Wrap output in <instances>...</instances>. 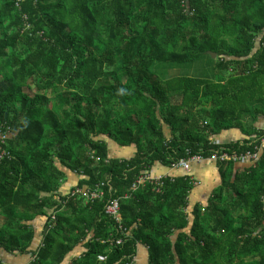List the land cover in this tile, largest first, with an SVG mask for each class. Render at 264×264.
<instances>
[{
	"label": "trees",
	"instance_id": "obj_1",
	"mask_svg": "<svg viewBox=\"0 0 264 264\" xmlns=\"http://www.w3.org/2000/svg\"><path fill=\"white\" fill-rule=\"evenodd\" d=\"M260 115L264 0H0V264H63L89 234L70 264H128L138 244L147 264H264ZM229 130L243 137L219 143ZM190 157L219 173L205 207L172 168ZM155 164L161 186L132 191ZM67 172L103 197L56 195Z\"/></svg>",
	"mask_w": 264,
	"mask_h": 264
},
{
	"label": "crops",
	"instance_id": "obj_2",
	"mask_svg": "<svg viewBox=\"0 0 264 264\" xmlns=\"http://www.w3.org/2000/svg\"><path fill=\"white\" fill-rule=\"evenodd\" d=\"M257 128H261V124L257 125ZM241 134L242 133L239 130H229L224 134H222L220 137H218L216 140L219 143H221V141L224 142L226 140H232V139L239 140L243 137ZM114 152H115L114 154H116L119 153L120 151L116 149ZM248 160H252V159H246L244 162L242 161L237 164H244L245 162H249ZM169 172L171 173V171H167L157 164H155L150 170L152 176L169 175ZM188 174L189 175L191 174L193 180L197 182L195 184L198 185L197 188H195V190L193 189L194 192L193 191H192L193 193L191 192V194H195L194 197L195 200L191 198V200H193L194 202L197 201L204 202V200H207L213 189L220 184V177L216 166L212 163H208V161H206V163L203 162L196 165H191ZM79 179H81V177L78 174L67 172L66 178L61 182V186L59 187L57 194L62 196L68 194L69 191L74 186L77 185ZM44 222L45 220L43 219V217L40 216L37 217L33 222L34 229L36 231L41 230L44 225ZM37 238L42 239L41 233L39 234L37 233ZM89 239H90V234L87 237H85V239L81 241V243L72 242L74 243L72 245V250L66 256L63 264H70L72 261L81 258L83 254L86 252V249L84 248V243H86ZM27 257L29 258L30 256L28 255ZM147 257H148L147 247L142 244H138L136 246L135 255L131 259L130 264H147L148 262ZM6 261L9 264H23V262L25 261V256L6 257Z\"/></svg>",
	"mask_w": 264,
	"mask_h": 264
},
{
	"label": "built area",
	"instance_id": "obj_3",
	"mask_svg": "<svg viewBox=\"0 0 264 264\" xmlns=\"http://www.w3.org/2000/svg\"><path fill=\"white\" fill-rule=\"evenodd\" d=\"M21 0H15L16 5H18V2H20ZM7 133L8 131H0V145H3L4 142L7 139ZM211 140V138H210ZM216 143V142H214ZM260 148H264V137L263 139H261L260 141ZM9 156L8 153L4 150L0 151V159H3L4 157ZM257 155H251L249 156L248 154L246 156H242V157H237L236 155H227V154H222L220 156H216L213 155L212 159L213 160H220L221 162H225V161H232L233 163H239L244 161L245 159H256ZM95 161H98V159H94ZM201 161L200 157H190L187 160H181L178 162L177 165L173 166L172 168H178L183 170L185 173H188L190 171V164L193 162H199ZM164 176H152L151 174L148 173H143L141 176H139V178L131 185V190L135 191L137 188H139V186H143L145 183H149V184H154L156 186H161V179ZM102 186L101 185H97L95 186L92 190L90 189H85V188H78L73 187L68 194H66L65 196L67 197H81L84 198L85 202H92L93 200L96 199H101L103 197V191L100 189ZM105 213L111 217L114 218L118 224H120L121 218L119 215V201L117 199H112L107 201V205L105 207ZM54 215L52 216V220H54ZM122 233H125V229H119ZM109 244L110 245H120L121 244V240H109ZM131 263V261H130ZM128 263V264H130ZM2 264H6V263H2Z\"/></svg>",
	"mask_w": 264,
	"mask_h": 264
},
{
	"label": "rangeland",
	"instance_id": "obj_4",
	"mask_svg": "<svg viewBox=\"0 0 264 264\" xmlns=\"http://www.w3.org/2000/svg\"><path fill=\"white\" fill-rule=\"evenodd\" d=\"M260 41V36L257 38V40H256V48L258 47V42ZM117 70V73H120L121 72V70L119 69V68H117L116 69ZM200 73H204V70H203V68H200L199 70H197V72L196 73H194L193 71H191L190 69H188V68H179V74H178V76H180V75H182V76H189V77H194V76H197L198 74H200ZM2 89V88H1ZM29 93V92H28ZM259 118H258V120H257V122H256V124H255V126H257V125H260L261 124V129H264V117L263 116H258ZM111 145V144H110ZM109 145V146H110ZM109 151H110V148H109ZM246 160V159H245ZM244 160V161H245ZM212 161H214V160H212ZM243 161V162H244ZM148 174H150V173H148ZM214 183V182H213ZM196 185V184H195ZM214 185V184H213ZM60 186H61V183H60ZM197 186L198 185H196V187L195 188H197ZM219 186V185H218ZM217 186V187H218ZM75 187V186H74ZM217 187H215L213 190H216L217 189ZM195 190V189H194ZM194 190H193V192H194ZM192 192V193H193ZM56 195H59V194H57L56 193ZM48 196V195H47ZM194 197H195V194H191L190 196H189V198H188V202L190 203V208L193 206V204H194V201H192L191 202V198L193 199V200H195L194 199ZM189 203H188V205H189ZM195 204H198V205H200L201 207H205V206H207V204H208V201L207 200H204V202H200V201H197V202H195ZM187 213H190V209H188V212ZM188 218H190V216L188 217Z\"/></svg>",
	"mask_w": 264,
	"mask_h": 264
},
{
	"label": "clouds",
	"instance_id": "obj_5",
	"mask_svg": "<svg viewBox=\"0 0 264 264\" xmlns=\"http://www.w3.org/2000/svg\"><path fill=\"white\" fill-rule=\"evenodd\" d=\"M1 146V145H0Z\"/></svg>",
	"mask_w": 264,
	"mask_h": 264
},
{
	"label": "water",
	"instance_id": "obj_6",
	"mask_svg": "<svg viewBox=\"0 0 264 264\" xmlns=\"http://www.w3.org/2000/svg\"><path fill=\"white\" fill-rule=\"evenodd\" d=\"M214 57V56H213Z\"/></svg>",
	"mask_w": 264,
	"mask_h": 264
}]
</instances>
